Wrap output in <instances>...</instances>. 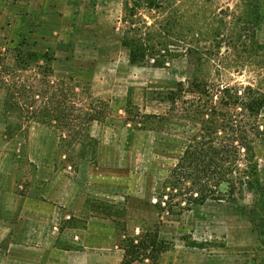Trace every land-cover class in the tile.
Here are the masks:
<instances>
[{
  "label": "rangeland",
  "instance_id": "rangeland-1",
  "mask_svg": "<svg viewBox=\"0 0 264 264\" xmlns=\"http://www.w3.org/2000/svg\"><path fill=\"white\" fill-rule=\"evenodd\" d=\"M23 42L41 64L53 58L55 78L74 77L111 108L91 129L95 160L90 150L83 158L80 148H60L44 126L7 138L0 91V199L19 197L16 226L18 212L35 214L24 215L34 246L50 243L83 264H122L126 237L158 231L172 243L158 264H264V142L257 180L232 201L190 211L163 188L195 132L187 107L217 106L245 121L244 104L264 103V0H0L9 65ZM253 120L264 126V109Z\"/></svg>",
  "mask_w": 264,
  "mask_h": 264
},
{
  "label": "trees",
  "instance_id": "trees-1",
  "mask_svg": "<svg viewBox=\"0 0 264 264\" xmlns=\"http://www.w3.org/2000/svg\"><path fill=\"white\" fill-rule=\"evenodd\" d=\"M136 51L133 48L132 52ZM15 55L11 66L0 48L1 114L6 137L15 140L17 132V136L26 138L32 125L44 126L57 136L60 148H80L83 158L90 150L96 160L99 142L92 137L91 129L109 119V104L96 98L89 86L74 77L55 78L50 65L54 60L49 54L44 55L41 64L30 45L23 42ZM243 109L250 113L251 120L239 121L208 104L192 103L184 110L195 132L187 139L163 188L184 196L190 211L210 200L232 201L257 180L256 143L264 142V126L253 117L260 115L264 103L253 100L244 104ZM171 115L181 118L175 110ZM147 118L168 121L156 115ZM225 186L228 190L223 191ZM162 199L157 207L163 210ZM171 247L172 243L162 240L158 231L147 232L140 238L126 237L122 264H158Z\"/></svg>",
  "mask_w": 264,
  "mask_h": 264
},
{
  "label": "crops",
  "instance_id": "crops-1",
  "mask_svg": "<svg viewBox=\"0 0 264 264\" xmlns=\"http://www.w3.org/2000/svg\"><path fill=\"white\" fill-rule=\"evenodd\" d=\"M3 2V1H2ZM19 201L14 193H2L0 199V264H73L81 263V258H75L72 252L59 251L50 243L34 246L32 244V221L24 215L32 211L27 209L18 212L21 216L19 224L13 223ZM61 252V254H59ZM75 259V262H74ZM83 264V263H81Z\"/></svg>",
  "mask_w": 264,
  "mask_h": 264
}]
</instances>
